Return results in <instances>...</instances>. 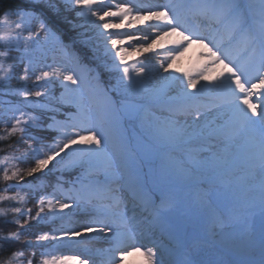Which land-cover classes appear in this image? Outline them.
I'll return each instance as SVG.
<instances>
[{"label": "snow or ice", "instance_id": "6c2138e0", "mask_svg": "<svg viewBox=\"0 0 264 264\" xmlns=\"http://www.w3.org/2000/svg\"><path fill=\"white\" fill-rule=\"evenodd\" d=\"M30 4L0 14V48L19 53L8 68L0 59V97H22L0 100V142L15 141L0 149V203L19 205L0 207L16 228L0 232V264H123L133 253L144 264H264V0ZM192 44L207 63L152 87ZM158 48L155 63L128 60ZM21 65L24 86L8 87ZM123 119L139 121L143 154L160 157L152 182L167 191L141 183Z\"/></svg>", "mask_w": 264, "mask_h": 264}, {"label": "rangeland", "instance_id": "374dc122", "mask_svg": "<svg viewBox=\"0 0 264 264\" xmlns=\"http://www.w3.org/2000/svg\"><path fill=\"white\" fill-rule=\"evenodd\" d=\"M113 22H118V18H114ZM66 25H65V28L62 27V24L60 25V27L62 28V30L66 34H68V33H70V30H69L70 27L68 25L67 26ZM139 26L140 25L137 24L136 26H134L133 29L124 28V29H114V30H110V31H135L136 28H139ZM25 35H26V33H25ZM65 38H67V36ZM133 43H135V42H133ZM127 46L128 45H125V47H127ZM3 49H4V51H8L5 48H3ZM18 55H19V53L16 52V51H8V56L7 57L0 58V59H3L4 62L5 61L7 62V63H3V67L8 68L10 65H13L14 64V60L11 59V58L12 57H17ZM144 57H145V55H143V56L133 55V56L128 57V60L131 63V62H134L135 59H137V58L144 59ZM49 62H51V61H49ZM166 63H167V61H165V65L167 66ZM20 67L22 68V65ZM157 68H159V65H157ZM170 69L171 68H169V70ZM169 70H168V72H164L163 70H160L158 76L153 81L151 86L155 87V88H159V87L163 86L165 82L163 80H161L160 77L168 76ZM107 79H108V77L106 76V80ZM56 94L58 95L59 91H57ZM205 98H208V97H205ZM126 130H131V132H132L131 133V137L133 138V141L128 140V137H127V135L125 133L122 136L125 138L126 141H130L131 146L134 144V146H132V148L136 149V152L140 153V155H136L135 153H133L132 161H134V166H135L136 171L139 174L141 183L147 184L149 187H152L155 190L164 189L165 191H167L168 188H169V185H155L152 182V176H153L154 172L158 169L159 164H160V157L159 156H155V155L152 156V157H146L143 154V152H142V150H141V148L139 146V142L142 140L144 132H143L142 127L140 126L139 121L128 120V127L126 128ZM120 133H121V131H120ZM132 161L128 162L129 168H131L133 166ZM141 161H143V162L141 163ZM55 178H56L55 175H53L51 177V180L53 179V181H52L53 183L55 182ZM65 178H67V174H65ZM193 188H194L193 186H187L186 187V186L177 185L175 187L174 191H175L176 195L179 196L182 200H186L189 197H193V198L195 197V192H194ZM129 207L131 208V205H129ZM72 226L73 225H69V227H72ZM41 227L47 228L48 226L47 225H42ZM142 240L144 242L148 243V239L147 238H144ZM96 246L97 247H101L102 245L98 244ZM73 251H82V249L65 248V249L61 250V252L63 254H71ZM56 254H60V253L58 252ZM30 257L32 258V256H30ZM39 258H40L39 255H37L35 257L36 260H38ZM34 264H35V262H34ZM95 264H100V257L96 258ZM123 264H144V257H142L139 253H133V254L127 256L124 259Z\"/></svg>", "mask_w": 264, "mask_h": 264}, {"label": "trees", "instance_id": "16d2710c", "mask_svg": "<svg viewBox=\"0 0 264 264\" xmlns=\"http://www.w3.org/2000/svg\"><path fill=\"white\" fill-rule=\"evenodd\" d=\"M30 6H31V4H30L29 0L28 1L27 0H0V14H3L5 11H7L9 9H23V8H28ZM65 25L66 24H64V25L62 24V27L65 28ZM69 30H70V28H69ZM69 34L70 35H74V33H72L71 31H70V33H68V35ZM2 51H4V49L0 48V52H2ZM4 63H7V62L5 61ZM21 70H22V68L20 66L15 67V69H14L15 75L12 76V79H11L10 84L8 85V87H11V88L15 89V88H21V87L24 86L25 82L24 81H20L18 79L19 74H21ZM104 80L106 81V76L104 77ZM0 83H2V82H0ZM32 83H33V81L29 80L27 82V85L29 87H31ZM6 99H11V100H13V102H19L20 100H22V97H20V96L0 97V100H6ZM0 110H2V109H0ZM36 134L39 135L40 133H36ZM14 142L15 141H13V140L0 142V149H6V145L8 143H14ZM17 147L21 148V150H22L26 146L17 145ZM6 154H7V150L6 151H0V157L4 156ZM20 166L21 167H27V165H24V164H21ZM51 177L49 178L50 180H51ZM28 179L31 180V178H28ZM51 181H53V179ZM10 183H15V182H10ZM6 187H7V185L4 182L0 181V191H3ZM34 204H35V201L31 200L26 205V207L33 209V213H35ZM11 206H19V205H17L15 201H8V202L0 203V207H11ZM5 219L11 220L12 219L11 214H9V216L6 217V218L0 217V232H7V231L16 230V228L13 225L5 224V222H4ZM31 253H32V249L25 250V261H26L27 258H31L30 257ZM7 255H8V253L0 251V260L6 259ZM35 261H36V259L34 258V262Z\"/></svg>", "mask_w": 264, "mask_h": 264}, {"label": "bare ground", "instance_id": "6f19581e", "mask_svg": "<svg viewBox=\"0 0 264 264\" xmlns=\"http://www.w3.org/2000/svg\"><path fill=\"white\" fill-rule=\"evenodd\" d=\"M140 26L142 27V25ZM175 39H177V37H168L163 43H165L168 47H171V44L169 42ZM165 50L166 49L158 48L156 49V53H144V54H134V55L152 56L153 63H155L156 54L158 53L160 55V58L163 59ZM205 52H206V49L202 48L201 46L197 44H192L191 46L187 47V50L184 51L182 55H180L177 59H175L172 62V67L169 70V74H171L172 77H178V76H182L184 72H190L195 68L202 67L203 64L207 63V60L205 59V57H203L204 56L203 54ZM214 68H215V71L211 73L212 75H216L219 72L220 66H214Z\"/></svg>", "mask_w": 264, "mask_h": 264}]
</instances>
